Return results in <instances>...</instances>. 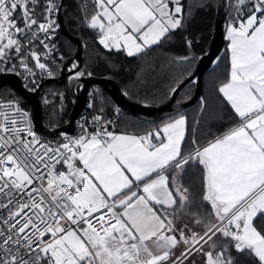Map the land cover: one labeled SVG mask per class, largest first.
<instances>
[{
	"label": "snow or ice",
	"instance_id": "snow-or-ice-1",
	"mask_svg": "<svg viewBox=\"0 0 264 264\" xmlns=\"http://www.w3.org/2000/svg\"><path fill=\"white\" fill-rule=\"evenodd\" d=\"M93 3L89 26L99 43L128 56L182 23L181 0ZM61 8L57 0H0V71L35 75L30 60L52 76L36 46L54 50L46 41ZM231 9L218 92L233 119L187 152L184 115L142 135L110 131L97 115L94 130L52 142L18 101L0 100V264H196V256L264 264V0H233ZM193 164L206 213L181 182Z\"/></svg>",
	"mask_w": 264,
	"mask_h": 264
},
{
	"label": "trees",
	"instance_id": "trees-1",
	"mask_svg": "<svg viewBox=\"0 0 264 264\" xmlns=\"http://www.w3.org/2000/svg\"><path fill=\"white\" fill-rule=\"evenodd\" d=\"M231 2L232 0L230 4ZM181 3L183 6L181 26L170 31L158 44L146 48L137 55L128 56L124 50L106 49L99 43L97 29L89 26L90 18L96 12L93 0H64L62 14L67 27L86 43L84 73L114 78L121 89L134 101L152 105L166 102L175 86L193 72L199 57L208 50L215 27L217 0H181ZM57 38L64 53V59L73 56L77 50L76 44L66 38L61 30L58 31ZM227 49L228 40L226 39L223 55L205 75L202 100L181 113L186 116L188 122L185 152L191 150L193 139L204 145L213 134H219L230 126V121L233 119L230 106L218 92V88L227 78L229 68ZM64 59L53 65L52 76L39 78L38 86L47 78L60 76ZM29 63L31 65L30 60ZM2 67L4 66L0 65V68ZM93 89L95 97L94 108L90 114L91 119L94 120L97 115L107 119L119 107L100 85L94 86ZM194 90L195 82L187 84L180 91L177 101L187 100L193 95ZM8 97L19 99L30 109V105L11 86H4L0 89V98ZM40 98L43 123L46 128L55 130L68 122L75 102V96L71 92L68 81L45 83L41 89ZM203 104L205 106L201 113ZM119 110L121 115L111 122L109 130L135 135H142L178 116L157 122H146L125 113L121 108ZM89 124L91 125L92 122ZM39 134L45 139L54 138L48 132ZM201 176L200 167L193 164L182 174L181 182L189 188L195 204L206 213L208 206L201 204L200 201ZM257 223H264V218ZM235 255L233 252V256ZM197 257L201 259L200 256ZM238 264H251V260L248 257H240Z\"/></svg>",
	"mask_w": 264,
	"mask_h": 264
},
{
	"label": "water",
	"instance_id": "water-1",
	"mask_svg": "<svg viewBox=\"0 0 264 264\" xmlns=\"http://www.w3.org/2000/svg\"><path fill=\"white\" fill-rule=\"evenodd\" d=\"M229 5L230 0H217L215 29L208 50L199 57L193 72L175 86V92H172L170 98L166 102L156 105L134 101L125 91L120 88L118 82L113 78L97 77L92 74L86 75L84 73V54L86 50L85 41L69 30L61 12L59 14L61 23L60 30L66 38L74 41L77 46L75 54L64 59L63 73L68 79L71 90L76 92L77 88L81 90V95L77 96V101L74 105V109L68 124L57 128L54 130V132H58L60 130H66L68 132L75 131V118L85 107L89 89L94 87L96 84H101L107 90H109L112 99L127 114L144 121L159 119L164 120L191 108L197 102L202 100L205 74L220 60L226 48V27L228 24L227 15L229 11ZM73 65H76V68H73ZM77 72L82 73V75L77 77ZM192 82H195V90L193 95L187 100L177 101L178 94L183 89V87ZM4 85H11L30 105L35 120L36 130L38 132L52 131L46 128L42 122L43 110L39 89L31 90L23 83L22 79L18 75L5 72L0 73V88ZM204 106L205 105L203 104L201 113L204 110Z\"/></svg>",
	"mask_w": 264,
	"mask_h": 264
},
{
	"label": "bare ground",
	"instance_id": "bare-ground-1",
	"mask_svg": "<svg viewBox=\"0 0 264 264\" xmlns=\"http://www.w3.org/2000/svg\"><path fill=\"white\" fill-rule=\"evenodd\" d=\"M38 11H39V9H38ZM58 24H59V26L61 27V23H60V17H58ZM215 29V28H214ZM37 49L38 50H40L41 48L40 47H37ZM59 52H60V54L61 55H63L64 53H63V51L61 50V48L59 47ZM29 62V61H28ZM31 62V65H30V63H29V67L32 69V71L35 73V75H32V74H30V73H28V72H26L23 68H19V67H17L16 68V70L15 71H12V72H5V73H13V74H16V75H18L21 79L23 78V77H25V76H31L34 80H35V85L36 86H38V81H39V78L40 77H44V76H47L48 74H47V70H41V69H38V68H35L34 67V62H32V61H30ZM42 62H44V61H42ZM44 63H46L47 65H48V69H52V67H53V65H56V64H58L59 62H53V63H50V62H44ZM197 64V63H196ZM196 67V66H195ZM0 73H3V72H0ZM101 77H110V76H101ZM110 78H112V77H110ZM114 79V78H113ZM22 81H23V79H22ZM50 81H58V82H63V81H68V79H67V77H65L64 76V73H63V66H62V69H61V74H60V76H58V77H51V78H47L46 80H44V81H42L41 83H40V85L35 89V87H33V88H30L31 90H38L39 89V93L41 92V89H42V87L44 86V84L45 83H47V82H50ZM24 83V82H23ZM43 84V85H42ZM68 84H69V82H68ZM96 85H100L102 88H104L107 92H108V94H109V96H110V98H111V100L115 103V101L112 99V97H111V94H110V92H109V90H107L103 85H101V84H96ZM95 85V86H96ZM4 86H11V85H4ZM4 86H2V87H4ZM27 86V85H26ZM1 87V88H2ZM12 87V86H11ZM28 87V86H27ZM0 88V89H1ZM13 88V87H12ZM29 88V87H28ZM121 88V87H120ZM184 88V87H183ZM14 89V88H13ZM71 89V88H70ZM15 90V89H14ZM16 91V90H15ZM91 91H93V93H92V95H91ZM124 91V90H123ZM17 92V91H16ZM71 92H72V94L75 96V102H74V104H73V106H72V110H71V112H70V115H69V119L71 118V114H72V111H73V109H74V105H75V103H76V101H77V96H79V95H81V90H79V89H77L76 88V92L75 91H72L71 90ZM89 94H87V97H88V99H87V101H86V104H85V107H84V109L81 111V112H79V114L77 115V117L75 118V133L74 132H68V131H64V130H60V131H58V132H54V130H52V131H48V133H51V134H53V135H55V134H57L56 136H54V138L53 139H47V140H49V141H52V142H54L55 140H58L59 138H61L62 137V135H68V136H70V135H73V134H76V133H78V131H79V129H78V123L77 122H81V123H85V127H87L88 129H89V131H92V130H94V128H95V124L93 123V120L91 119V111L93 110V108H94V94H95V92H94V89L91 87L90 89H89ZM18 93V92H17ZM127 93V92H126ZM21 97H23L20 93H18ZM128 94V93H127ZM90 95H91V97H92V107L91 108H88V103H89V101H90ZM179 95V94H178ZM10 98H13V97H8V98H0V100H3V101H10ZM170 98V97H169ZM14 99H16V98H14ZM18 101H19V105L20 104H22L23 105V107H25L28 111H30L31 113H32V115H33V112H32V109L30 110L28 107H26L19 99H17ZM42 102V101H41ZM137 102V101H136ZM141 103V102H140ZM164 103V102H163ZM116 104V103H115ZM117 105V104H116ZM118 106V105H117ZM119 107V106H118ZM31 108V107H30ZM119 108H121V107H119ZM119 108L118 109H115L114 111H113V113H112V115L111 116H109L107 119H104L105 121H113V120H115L117 117H116V115H118V113H119V115H120V112H119ZM122 109V108H121ZM123 110V109H122ZM89 113H88V112ZM124 111V110H123ZM125 112V111H124ZM126 113V112H125ZM183 113V112H182ZM179 114H181V113H179ZM179 114H177V115H179ZM132 116V115H131ZM176 116V115H175ZM34 117V116H33ZM134 117V116H133ZM173 117V116H172ZM113 119V120H112ZM168 119V118H167ZM141 120V119H140ZM160 120V119H159ZM159 120H152V121H146V122H157V121H159ZM144 121V120H143ZM161 121V120H160ZM42 122H43V117H42ZM68 122H69V120H68ZM68 122L67 123H65V124H63L62 126H60V127H63V126H65L66 124H68ZM89 122H92V124L90 125L89 124ZM33 126H34V128H35V130H36V125H35V120H34V122H33ZM59 127V128H60ZM56 130V129H55ZM37 131V130H36ZM37 133H45V132H38L37 131Z\"/></svg>",
	"mask_w": 264,
	"mask_h": 264
},
{
	"label": "built area",
	"instance_id": "built-area-1",
	"mask_svg": "<svg viewBox=\"0 0 264 264\" xmlns=\"http://www.w3.org/2000/svg\"><path fill=\"white\" fill-rule=\"evenodd\" d=\"M63 1H64V0H57V2L60 3V4H62V5H63ZM77 1H78V0H77ZM232 2H233V0H232ZM232 2H231V4H232ZM231 4H230V6H229V11H228V15H227V21H228V23H229V21H230V19H231V16L233 15V12H232V9H231ZM61 12H62V8L60 9L58 15L55 17L57 23H58V17H59V14H60ZM59 30H60V26H59V28L56 30V32H55L53 38H52L50 41H46V42H48L50 45L54 46V50H53L50 54H48V55H43V53L45 52V50L42 49V47L39 46V45L36 46V50H37L39 53L42 54V61L53 63V62H60L61 60L64 59V54L61 55L60 52H59V47H60V45H59V40H58V38H57V34H58V31H59ZM41 38H43V37H41ZM37 47H40L41 49L38 50ZM28 63H29V62H28ZM22 79H23L24 84L27 85L28 87H32V88H33V87H35V86L37 85V84H36V85L34 84V83H35V80H34L31 76H25V77H23ZM92 93H93V91H91V95H92ZM91 95H90V101H89V103H88V108H91V107H92V97H91ZM10 101H18V100H17V99H14V98H10ZM18 102H19V101H18ZM19 106H20L23 110H25V111H27V112L29 113V116H30V118H31V120H32V123H33V122H34V117H33L32 113H31L30 111H28L25 107H23L22 104H20ZM87 112H88V111H87ZM119 112H120V115H121V111H120V110H119ZM88 113H89V112H88ZM120 115H119V113H118V115H116V117H119ZM112 120H113V119H112ZM77 123H78V129H79V131H78V133H76V134L70 135L71 137H76V136L80 135V134H81V131H82V127H85V123H81V122H77ZM63 136H64V135H62L61 138H59L58 140H55L54 142H57V141H59V142H63Z\"/></svg>",
	"mask_w": 264,
	"mask_h": 264
},
{
	"label": "crops",
	"instance_id": "crops-1",
	"mask_svg": "<svg viewBox=\"0 0 264 264\" xmlns=\"http://www.w3.org/2000/svg\"><path fill=\"white\" fill-rule=\"evenodd\" d=\"M98 31V30H97ZM98 33H99V31H98ZM99 35H100V33H99ZM227 39V38H226ZM116 50V49H115ZM181 115V114H180ZM179 116V115H178ZM178 116H176L175 118H177ZM185 116V115H184ZM186 117V116H185ZM175 118H172V119H175ZM171 120V119H170ZM170 120H168V121H166V122H169ZM166 122H164V123H166ZM163 123V124H164ZM162 124V125H163ZM161 125V126H162ZM117 133H123V132H117ZM126 134H131V133H126ZM187 218H185L184 219V223H189V221L188 220H186ZM190 225H192V224H190ZM190 225H189V227H190ZM192 226H194V225H192ZM192 228H194L195 230H197V231H199V230H201V228H202V226H196V227H192Z\"/></svg>",
	"mask_w": 264,
	"mask_h": 264
},
{
	"label": "rangeland",
	"instance_id": "rangeland-1",
	"mask_svg": "<svg viewBox=\"0 0 264 264\" xmlns=\"http://www.w3.org/2000/svg\"><path fill=\"white\" fill-rule=\"evenodd\" d=\"M64 17V16H63ZM64 21H65V19H64ZM66 23V22H65ZM72 42H74V41H72ZM75 43V42H74ZM86 44V43H85ZM77 47V46H76ZM77 49V48H76ZM84 65H85V62H84ZM209 71V70H208ZM207 71V72H208ZM206 72V73H207ZM206 75V74H205ZM204 84H205V78H204ZM93 88V87H92ZM88 94H89V92H88ZM94 97H95V94H94ZM87 99H88V97H87ZM30 110H31V108H30ZM51 134V133H50ZM38 135H40L39 133H38ZM53 135V134H52ZM57 134H55V135H53V136H56ZM186 220H188V219H186ZM190 227H196V225H194V226H192V225H190ZM195 261H196V264H202V260L200 259L199 260V258L196 256L195 257Z\"/></svg>",
	"mask_w": 264,
	"mask_h": 264
}]
</instances>
